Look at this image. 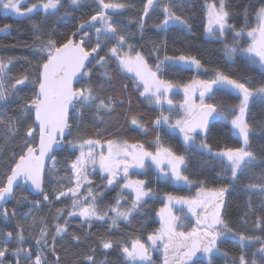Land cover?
I'll return each instance as SVG.
<instances>
[{
  "label": "snow or ice",
  "instance_id": "1",
  "mask_svg": "<svg viewBox=\"0 0 264 264\" xmlns=\"http://www.w3.org/2000/svg\"><path fill=\"white\" fill-rule=\"evenodd\" d=\"M92 2L96 7L87 18L58 35L55 29L45 32L44 22L50 17L64 20L72 15L69 9H79L87 0H67V7L65 0H0L3 12L31 19L33 31L32 42L24 45L32 55L22 58L27 64L22 72H13L21 58L0 57V138L5 140L0 153L7 144L19 141L8 157L6 178L0 180V218L11 221L19 216L24 221L11 231L0 230V264H49V257L54 258L51 264H108L107 256L114 250L121 264H155L154 252L162 254V264H214L218 255L229 257L221 245L235 238L240 252L230 264H264V145L258 148L254 139L257 134L264 136V119L254 120L251 115L256 104L264 111V0L245 4L240 26L232 22L237 14L230 0H204L201 8L205 36L223 42L229 61L240 57L258 67L259 78L219 66L209 69L190 51L161 57V49L167 51L166 39L152 42L153 65L143 48L131 42L134 33L129 27L135 25L143 38L155 11L163 16L155 25L158 30L183 26L191 32L190 15H186L191 0H145L138 19L131 18L127 24L116 17L132 7L128 0ZM41 12L40 20L33 19ZM10 27L3 25L0 33ZM187 70L197 73L190 81L166 78L169 71ZM201 71L211 75L200 78ZM124 80H130L139 97L159 109L150 124L132 111L130 98L123 112L131 130L155 133L149 142L108 131L113 113L124 107L122 96L129 91ZM173 90L183 92L179 113L171 98ZM26 91L31 95H23ZM225 96L237 102L227 103ZM9 101L19 105L14 114L8 112ZM85 112H91L97 122L91 135L81 134ZM175 134L182 138L183 151L165 141ZM229 139L236 144H229ZM192 150L208 157L204 165L219 166L213 179L227 182L217 186L208 177L193 179L188 172ZM150 168L158 182L195 188V193H161L148 179L139 178ZM97 174L105 181L102 185H94L92 177ZM46 182L51 192L46 191ZM237 183L247 194L239 220L243 231L225 219L226 196ZM115 186L120 190L114 202L105 204V192ZM18 188L42 196V201L17 198ZM158 196H162L155 214L159 227L145 235V221L135 233L114 238L121 224L130 226L148 201ZM12 199L27 206L22 216L17 208L10 212L3 206ZM63 200L71 203L56 209L51 224L38 215L42 203L51 209ZM76 218L77 229L72 230ZM105 224L103 233L93 232L94 226ZM28 236L34 244L27 243ZM66 239L65 251H72L62 261L57 245ZM86 242L88 247L81 248ZM249 249H253L251 256ZM98 250L105 259H97Z\"/></svg>",
  "mask_w": 264,
  "mask_h": 264
},
{
  "label": "trees",
  "instance_id": "2",
  "mask_svg": "<svg viewBox=\"0 0 264 264\" xmlns=\"http://www.w3.org/2000/svg\"><path fill=\"white\" fill-rule=\"evenodd\" d=\"M38 0H29V3H36ZM145 0H128V3L132 5V7L128 8L122 14L117 16L122 23L127 24L128 20L131 18H137L139 13L142 11L143 4ZM249 0H230V8L236 13L235 19L232 21L237 26H240L244 23V19L242 16V9L245 4L248 3ZM204 3V0H191V9L190 13H186V15H190V22L192 24V31L189 32L183 26H172L168 31H160L155 25L158 24L163 16L159 11H155L151 14L148 19L147 27L144 30L143 38H141L140 32L137 30L135 25L129 27V31L134 33L131 37V42L136 45L137 48H143L145 55L148 57L150 63L155 65L156 57L155 55H149V51L152 48V42H159L160 40L166 39L168 41L167 51L161 49L160 56L163 57L165 54L167 55H178L179 51L191 52L194 55H197L205 67L211 69L213 67L219 66L225 70H234V74L246 73L253 77L259 78L260 70L258 67L250 66L245 63V61L237 57L235 61H229L225 56L223 50V42L217 39H208L205 37L203 30V17L201 8ZM65 6L67 7V0H65ZM95 4H93L92 0H87V3L76 10L69 9L72 11V15L66 17L62 21H57L55 17H50L47 21L44 22V30L45 32L55 29L57 34H62L64 32H70L75 25L81 20L87 18L93 10L95 9ZM43 13L40 15L34 16L33 19L40 20ZM8 24L11 25L10 29L6 33H0V57L7 59L8 57H16L21 58L19 62L16 64L13 69L14 74L22 72L24 68L27 66L26 61L22 59L23 57L31 58L30 50L25 47V44H30L33 39V31L31 28L32 20L26 17H13L10 14L3 13L0 10V27ZM228 40H231V34L228 36ZM12 45H18L17 47H12ZM194 75L197 73L194 70H187L181 72H173L169 71L166 73V78L178 80L181 83L190 81ZM200 78H208L211 75L209 71L207 74L200 73ZM120 81L117 82V89L119 88ZM122 83H127L129 85L128 93L122 96L124 100V107H117L116 112L113 113L111 118V122L108 127L109 132H116L121 137H127L130 140H142L145 142H149L154 138L155 133L151 132L148 135L140 134L137 131L131 130V126L125 121L123 116V112L128 108V100L131 99V109L133 112H138L142 114V119L144 122H148L150 124L151 120L155 118L158 114L159 109L156 107L149 105L146 101L139 97V93L135 92L131 87L130 80H124ZM79 87V85H78ZM23 95H31L30 92L26 91ZM171 98L174 100L176 104L182 102V97L180 95L173 96L171 94ZM220 97H218L219 99ZM223 99L227 103H236L237 101L231 96H225ZM9 114H14L18 111L19 105L13 101H9ZM178 113V111H177ZM252 119L260 120L264 119V111H262V106L260 104H256L252 109ZM177 118L174 116L173 119ZM82 125H81V134L91 135L95 132V128L93 127L94 123L91 112H85V115L82 117ZM75 123V122H74ZM101 127H105V125H101ZM2 133H0V137H2ZM257 147L260 145H264V136H257L254 138ZM165 141L167 143L172 144L178 151H183L182 141L178 137V135L166 136ZM17 141H13L11 144H7L4 148L3 152L0 153V180H4L8 171V157L11 155L13 149L18 144ZM229 144H236L235 139H229ZM5 140L0 138V145H4ZM154 150V149H151ZM61 160L63 159V154H61ZM208 160L207 156H201V154L192 150L189 152V168L188 172L192 175L193 179H199L208 177L210 183H215L217 186L221 183H226V180H220L219 178L213 179L216 176V172L219 171V166L214 162L211 165H204L203 161ZM148 174L142 175L139 178L148 179L150 181V186L156 188L158 191L163 193L164 191H173L178 195H190L194 194L195 188H185V187H172L170 184H164L162 182H158L156 180V173L153 169L147 170ZM94 180V185H102L105 183L100 177V175H94L92 177ZM243 179V178H242ZM246 182V181H245ZM46 191L51 192L52 188L46 182L45 184ZM119 186L116 187L115 190H107L104 196V203L114 202V197L117 192H119ZM17 198L20 196H27L29 200L39 199L42 201V196L38 198H33L30 194L19 188L17 190ZM162 196H158L153 200H149L147 205L141 210L140 213L136 215V218L133 220V223L128 226L121 224V228L119 231L113 233L114 238H118L124 233H135L137 229L140 228L141 223L147 222V228L144 230L145 235L147 231H151L154 228L159 227V222L156 217V211L162 206L161 203ZM227 200V208L225 211V219L228 220L233 227L239 228L243 231V228L239 226L240 217L243 215L245 211V201L247 200V194L243 191L242 185L237 183L234 188L230 189V193L226 196ZM254 203L259 202L258 197H253ZM70 200H63L61 202H54V207L51 209L44 204H41L40 211L38 215L46 216L48 218L49 224L52 223V217L55 214L57 208H67L70 205ZM17 208L20 215L22 216L23 212L27 211L26 205H17L16 199H14L13 204L11 206H7L8 210L11 212L13 208ZM254 219V217H253ZM17 222L24 223L23 220L17 217V219L11 221H4L0 218V230L2 231H11L14 229V226ZM193 222V221H192ZM29 223L31 221L29 220ZM78 224V218L72 221L71 229L76 230ZM189 228L191 224L187 225ZM107 229V225L105 224L103 227L94 226L93 232L103 233ZM35 234V230L34 233ZM70 239V237H69ZM94 239V237L92 238ZM28 244H34V240L31 236H28L27 239ZM60 244L65 247H61ZM60 244L57 245V251L59 252L62 261L69 259V252L65 251V248L68 244V240L61 241ZM88 247L87 242L81 246V248L86 249ZM255 247H259L256 245ZM222 251L226 250L229 252V257L225 258L222 255H218L214 258V264H230L231 258L233 256L238 257L240 249L238 238L229 239L224 241L221 245ZM253 249H249V256H251V251ZM79 251V249H76ZM53 257H49V264L53 260ZM97 259L102 260L105 259L104 253L97 251ZM153 259L155 264H161L160 256L158 253H153ZM108 264H121V258L119 256L118 250H114L110 252L107 256Z\"/></svg>",
  "mask_w": 264,
  "mask_h": 264
},
{
  "label": "rangeland",
  "instance_id": "3",
  "mask_svg": "<svg viewBox=\"0 0 264 264\" xmlns=\"http://www.w3.org/2000/svg\"><path fill=\"white\" fill-rule=\"evenodd\" d=\"M3 13H5V12H3ZM5 14H10V13H5ZM10 15H12L13 17H16V18H19L18 16H15V15H13V14H10ZM206 38H208V39H212V38H209V37H207V36H205ZM195 71V70H194ZM203 71H201V73H202ZM172 94H173V96H176V95H180L181 97H182V101H183V99H184V96H183V92H182V90H173V92H172ZM180 104V103H179ZM179 104H176L177 105V108H176V111H178V113H179ZM165 108H167V105H165ZM176 135H178V137L181 139V141H182V138L179 136V134H176ZM154 170V169H153ZM155 171V170H154ZM121 183H122V181H121ZM116 187L117 186H115L114 188H111V189H109V190H115L116 189ZM183 187H185V188H188L187 186H183ZM189 189V188H188ZM108 190V191H109ZM194 193H195V191H194ZM157 220H158V217H157ZM158 222H159V220H158ZM193 223H194V221H193ZM154 253H158V252H154ZM159 254V256H160V260H161V264H162V259H163V257H162V254L161 253H158Z\"/></svg>",
  "mask_w": 264,
  "mask_h": 264
},
{
  "label": "water",
  "instance_id": "4",
  "mask_svg": "<svg viewBox=\"0 0 264 264\" xmlns=\"http://www.w3.org/2000/svg\"><path fill=\"white\" fill-rule=\"evenodd\" d=\"M78 86V85H77ZM25 188L27 187V186H24ZM19 189V188H18ZM17 189V190H18ZM23 190H24V188H22ZM28 192V191H27ZM29 193V192H28ZM30 194V196L31 197H33V198H38V197H40V196H38V195H35V194H31V193H29ZM13 201H14V199H12V200H9V201H7L6 203H4V207H7V206H11L12 204H13Z\"/></svg>",
  "mask_w": 264,
  "mask_h": 264
}]
</instances>
